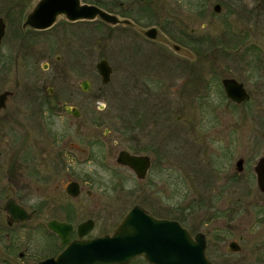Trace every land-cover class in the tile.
<instances>
[{
    "label": "flooded vegetation",
    "instance_id": "obj_1",
    "mask_svg": "<svg viewBox=\"0 0 264 264\" xmlns=\"http://www.w3.org/2000/svg\"><path fill=\"white\" fill-rule=\"evenodd\" d=\"M138 1L145 5L136 6L134 1L129 0L128 2L112 0L114 11L110 12L121 18H129L133 25L121 23L110 25L100 19L95 20L111 27L131 30L130 37L136 46L134 45L130 52L135 57L142 55L141 48L147 44L159 49L150 51V54L155 56L162 51L168 53L166 50L168 48L172 54L185 59L180 61L177 59L178 65L171 67L169 76H175L176 73L183 71L192 73L198 70L197 66L190 63L191 57L179 54L181 50L172 47V44L185 47L178 41L193 42L194 29L189 32L179 30L177 34L178 29L174 28L171 33L175 34L170 35L166 33L169 23L167 6L158 0ZM15 3L16 1L9 3L4 0L0 4L3 12L0 19L4 24L0 46L7 25L18 22V2L16 6ZM216 4L213 5V10L218 13L221 11V5L219 4L220 9L216 11ZM26 14L21 18V24L19 23V90L18 86L14 89L0 90V94L10 92L2 99V103L0 102V264H79L84 256L85 244L105 235H112L126 213L134 206H138L144 214L154 218L176 222L187 229L193 239H196L197 235H202L205 256L213 264L217 263L209 251V239L210 233L215 235L216 229H219L215 226L216 213L225 215L229 220L236 212L246 208L258 215L251 220V223L254 221L255 224L254 230L258 231L263 226L264 203L263 210H258L259 205L254 200L264 196V186L259 184L256 170L264 151L253 163L248 160L245 152L233 160L234 152L231 151L230 145H225L223 150H219L222 153L221 158H225L226 161H217L211 152H208L207 156H204V153L195 155L194 152V155H191L194 159L193 167L184 171L181 166L183 158L176 162V166L169 163V160H172L168 154L172 136L166 134L167 129L164 130L166 135L163 134V128L160 129V133L154 131L160 138L154 139L153 130L148 123L150 115L145 114V119L141 118L144 114L135 111V107L127 118L120 117V121L115 124L117 128L106 127L101 136L97 134V129L86 130L80 127L72 130L73 133L65 128L57 130V119L64 122L65 116L72 118L73 120L67 121L69 127L68 122L76 123L74 121L83 115L82 102L79 103V107L72 104L59 106L60 99L57 94H60V90L57 87L55 91L53 84L59 78H63L60 80L64 84L63 87L67 88L65 79L69 85L71 84V78L65 74L64 64L61 62L63 59L64 62H71L72 55L74 60L79 59L80 69L84 71L87 52L84 36L87 34L88 20L69 21L64 16H59L48 28L37 29L29 25L24 26ZM140 18H149L152 21L147 27L157 29V38L144 35L139 28H143L139 23ZM59 20H62V24L55 27ZM51 32L54 34L50 35ZM56 39L62 54H55V60L50 65L46 58L55 52L52 46ZM39 57H43L45 61L40 66L41 71L37 69ZM110 67L112 76L113 68L111 65ZM95 68L97 69L96 64ZM51 69L53 73L45 75V72ZM83 81L88 82V89L83 88ZM78 88L86 93L90 89L89 81L82 80ZM18 91L19 98L13 104L11 102ZM66 92L68 95L74 93L71 90ZM77 94L82 95L76 93L75 97ZM73 109L77 110V115L73 113ZM113 131L117 132V136L109 139ZM123 142L128 144L122 145ZM108 143L111 145L107 146ZM111 151L116 154H110ZM121 151L144 157L147 165L144 177H140L133 167L118 161ZM103 160L107 166L109 160L113 162L114 168H121L124 171L121 174L115 173L110 180H106L96 169L93 171L83 169L87 165L105 166ZM142 162L143 159L138 160L137 165ZM217 163L220 164L219 169H216ZM170 172H175L178 179L185 178L189 183L193 181L195 204L193 208L188 204V209L191 207L192 211H195L193 209L197 211L189 224L186 223L185 207L183 202L178 200L177 192L167 193V183L173 175ZM128 173L145 185L144 189L137 188L128 192V197L134 199L136 196L144 195V203L134 202L122 211L120 201L124 199L119 197L118 191L122 187L120 185L127 180ZM160 175L162 177L159 178ZM199 181L201 184L198 185ZM157 183H161L164 192L151 189ZM141 191L144 194L140 193ZM232 195L239 202L234 207L227 205V200ZM173 197L177 200L175 204L168 202ZM215 200L223 201V204L217 205V209ZM138 219L143 220L141 216ZM171 230L174 231L175 226H171ZM249 242L254 250L251 254L255 256L256 264H264V231L259 230V234H255ZM242 248L237 240L228 242L229 251L238 252ZM124 264L154 263L144 255H137Z\"/></svg>",
    "mask_w": 264,
    "mask_h": 264
},
{
    "label": "rangeland",
    "instance_id": "obj_2",
    "mask_svg": "<svg viewBox=\"0 0 264 264\" xmlns=\"http://www.w3.org/2000/svg\"><path fill=\"white\" fill-rule=\"evenodd\" d=\"M2 1L4 0H0V4ZM5 1L9 3L16 1L15 6L18 2L19 15L17 14L18 22L7 25L0 46V90L14 89L16 86L19 90V23L36 0ZM85 1L114 11L112 0ZM123 1L128 2V0ZM129 1H134L136 6L145 5L138 0ZM158 1L168 8L169 23L166 33L171 35L174 28L178 29L177 34L179 30L189 32L194 29L193 42L178 41L185 46H180L182 50L178 53L191 57L190 63L197 66L198 70L192 73L183 71L176 73L175 76H169L171 67L178 65L177 59L179 61L185 59L172 54L168 48L166 49L168 53L162 51L155 56L150 54V51L159 49L147 44L141 48L142 55L135 57L130 52L135 45L130 37L131 30L111 27L97 20L87 21V34L84 36L87 47L84 71L80 69L79 59L74 60L72 55L71 62H64V59L61 62L64 64L65 74L71 78V84L69 85L68 80L65 79L67 88L63 87L64 84L60 81L63 78L56 79L55 84L52 83L55 85V91L57 87L60 90V94H57L60 99L59 106L72 104L79 107V103L82 102L83 115L74 121L76 123L68 122L69 127L67 121L72 118L65 116L64 122L57 119V130L65 128L73 133L72 130L80 127L86 130L97 129V134L101 136L106 127L117 128L115 124L120 121V117L127 118L135 107V111L144 114L141 118L145 119V114L150 115L148 123L153 130L154 139H160L154 131L160 133L162 128L164 135L172 136L168 150L173 160H169L172 166H176V162L183 158L181 165L183 170H190L191 166L193 167L194 159L191 155H194V152L195 155L204 153V156L211 152L217 161H226L225 158H221L222 153L219 152L225 145L231 146V151L234 152L233 160L245 152L248 160L251 163L255 162L264 151V0ZM216 3L221 5V11L218 13L213 10V5ZM2 13L0 9V14L3 15ZM61 21L59 20L55 27L61 25ZM139 23L143 28L139 25L138 27L145 30L152 21L149 18H140ZM54 32L49 34L53 35ZM54 41L52 49H55V52L46 58L50 65L55 60V54H62L59 51L61 47L56 43L57 39ZM46 43L49 45L47 41ZM137 44L140 46L139 42ZM101 58L107 59L113 68L111 79L107 84L102 83L95 68L96 62ZM43 62H45L43 57H39L38 71H41L40 66ZM52 73L51 69L45 72V75ZM227 77L235 78L244 84L250 95L246 101L236 104L226 97L221 80ZM84 79L90 83V89L86 93L78 88ZM69 90L74 93L68 95L66 91ZM76 93L82 95L77 94L75 97ZM18 98L19 91L14 95L11 103L15 104ZM155 120L157 126L154 125ZM165 128L168 130L166 134ZM113 132L109 139L116 138L117 132ZM108 144L107 146L111 145ZM127 144L128 142L122 143V145ZM109 153L116 154L114 151ZM108 158L110 160V156ZM109 160L107 161L109 166L103 160L105 166L87 165L83 169L85 171L96 169L106 180H110L109 178L116 175L115 173L121 174L124 170L114 168L113 162ZM215 166L216 169L220 168L218 163ZM170 173L173 175H169L167 193L177 192L178 200L182 201L185 207L186 223L189 224L197 211L191 209L195 204L193 181L189 183L185 178L178 179L175 172ZM120 186L122 187L118 191L119 197L124 199L120 201L122 211L134 202L144 203V195L136 196L134 199L128 197V192L131 190L144 189V182H138L128 173L127 180ZM151 189L164 192L161 183H157ZM175 198L169 199L168 202L175 204L177 201ZM254 202L258 203V210H263L264 196ZM188 204L191 205L189 209ZM219 204H223V201L215 200L216 209ZM238 204L233 195L227 200V205L230 207ZM256 216L258 215L255 212L246 208L232 215L231 221L225 218V215L216 213L215 226L219 229H216L215 235L210 233L209 251L217 264H256L255 256L251 254L254 250L250 247L249 240L253 239L255 234H259V230L264 231V222L258 231L254 230L255 224L254 221L251 223V220ZM230 240H237L241 248L243 246L242 250L229 251L227 246Z\"/></svg>",
    "mask_w": 264,
    "mask_h": 264
},
{
    "label": "water",
    "instance_id": "obj_3",
    "mask_svg": "<svg viewBox=\"0 0 264 264\" xmlns=\"http://www.w3.org/2000/svg\"><path fill=\"white\" fill-rule=\"evenodd\" d=\"M219 9V4H216L215 10ZM59 16H64L69 21L100 19L110 25L118 23L133 25L129 18H121L95 4L81 0H36L26 14L24 26L48 28ZM142 31L147 37L157 38L158 31L155 27ZM3 34L4 24L0 19V42ZM172 47L182 50L174 44ZM96 67L102 82H109L111 67L108 61L100 59ZM222 85L227 98L233 102L242 103L250 97L244 84L235 78H224ZM83 88L88 89L87 81H83ZM9 93L5 91L0 94V102ZM73 113L78 114L76 109H73ZM141 159H143L142 164L137 165L138 160ZM118 161L133 167L140 177H144L147 167L144 157L121 151ZM256 170L259 184L263 187L264 156L258 161ZM139 216L143 220L140 221ZM171 226H175V232L171 230ZM196 239H193L189 231L176 222L154 218L144 214L138 206H134L126 213L112 235H105L93 241L94 243L85 244L84 256L79 264H124L137 255H144L154 264H213L205 256L203 236L197 235Z\"/></svg>",
    "mask_w": 264,
    "mask_h": 264
}]
</instances>
